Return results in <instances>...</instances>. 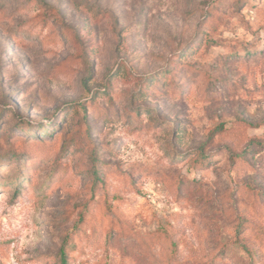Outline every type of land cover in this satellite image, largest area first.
Wrapping results in <instances>:
<instances>
[{"label":"rangeland","instance_id":"374dc122","mask_svg":"<svg viewBox=\"0 0 264 264\" xmlns=\"http://www.w3.org/2000/svg\"><path fill=\"white\" fill-rule=\"evenodd\" d=\"M66 239L264 264V0H0V264Z\"/></svg>","mask_w":264,"mask_h":264},{"label":"trees","instance_id":"16d2710c","mask_svg":"<svg viewBox=\"0 0 264 264\" xmlns=\"http://www.w3.org/2000/svg\"><path fill=\"white\" fill-rule=\"evenodd\" d=\"M24 125L29 126L28 128H26L27 132L33 131L32 128L36 129V127H32L29 122H25ZM42 126L44 128L43 124H40L39 128H41ZM18 127L20 128V127H22V125H19ZM30 129H31V131H30ZM68 243H69V239H66V241H64V243L60 247V250H59V262H60V264H69V262H68V253H67V245H68Z\"/></svg>","mask_w":264,"mask_h":264}]
</instances>
